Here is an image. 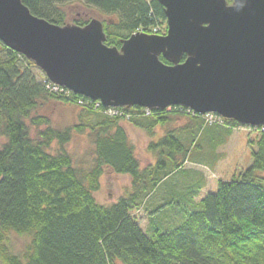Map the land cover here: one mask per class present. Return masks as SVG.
Listing matches in <instances>:
<instances>
[{
  "label": "trees",
  "instance_id": "16d2710c",
  "mask_svg": "<svg viewBox=\"0 0 264 264\" xmlns=\"http://www.w3.org/2000/svg\"><path fill=\"white\" fill-rule=\"evenodd\" d=\"M21 1L33 15L65 24L57 5L65 0ZM84 1L111 18L101 20L108 46L119 48L132 33L151 32L165 22L164 7L158 0ZM88 20L75 24L84 25ZM161 28L160 34L166 31V26ZM184 59L182 55L181 61ZM42 74L32 61L0 42L1 264H264L261 127H251L257 134L249 140L255 147L250 166L231 180H218L214 192L197 198L205 185L204 174L191 175L195 187L184 190L182 183L170 188L165 183L176 174L187 178L184 164L190 162L193 148L198 146L208 155L205 149L209 147L212 157L218 156L214 152L218 144L205 148L193 142L194 138L216 125L228 134L239 125L236 121L212 114L216 119L213 123L218 124H205L201 114L192 113L195 125L186 130L192 132V141L185 145L175 130L165 131L149 147L159 152L168 148L167 161L160 156L153 164L141 167L119 123L130 119L131 113L133 123L151 134L155 122L167 120L165 110L154 109L146 115L144 109L132 106L107 115L105 108L99 106L96 111L81 96L50 91ZM47 99L82 101L90 110L94 120L74 127L78 132L89 128L94 147L89 167L76 165L66 148L71 127L55 128L47 117L31 115L39 102ZM171 108L186 112L180 106ZM27 120L36 128L34 136ZM217 135L222 143L225 134ZM174 154L180 155L179 160ZM104 167L131 179L125 194L109 204L98 203L93 196ZM141 208L147 230L132 214ZM10 233L29 237L21 252H14L9 245Z\"/></svg>",
  "mask_w": 264,
  "mask_h": 264
},
{
  "label": "water",
  "instance_id": "95a60500",
  "mask_svg": "<svg viewBox=\"0 0 264 264\" xmlns=\"http://www.w3.org/2000/svg\"><path fill=\"white\" fill-rule=\"evenodd\" d=\"M158 1L166 33L135 32L117 48L96 18L58 25L0 0V42L103 107L180 106L264 126V0Z\"/></svg>",
  "mask_w": 264,
  "mask_h": 264
},
{
  "label": "rangeland",
  "instance_id": "374dc122",
  "mask_svg": "<svg viewBox=\"0 0 264 264\" xmlns=\"http://www.w3.org/2000/svg\"><path fill=\"white\" fill-rule=\"evenodd\" d=\"M58 7L65 17V24H75L77 20H88L96 18L98 20L109 21V16L107 17L101 13L95 7L87 4L84 0H65L59 2ZM166 26V21L160 25ZM142 30H139V32ZM153 31V29H151ZM40 72H42L39 69ZM43 73V72H42ZM44 75V74H42ZM62 95H65L63 92ZM96 109L95 104L92 103L91 106ZM168 107L164 109L167 113V120L164 122L157 121L154 123V130L149 134L146 130L137 127L133 123L135 117L130 119H123L120 121V126L124 129L127 139L133 145L134 155L136 156L141 167H146L153 164L156 159L162 156L163 161H167L170 154L168 148L162 149V152L154 150L149 147V143L157 142L165 131L175 130L183 143L192 141V132L189 130L191 126L195 125V121L192 119V112L186 109L184 113L182 110H177V108ZM89 111V112H88ZM92 111V110H91ZM96 112V111H93ZM188 112V113H187ZM97 113V112H96ZM205 114V113H204ZM214 114V113H213ZM31 115H42L47 117L52 126L55 128H65L71 127V139L68 142L66 148L71 154L73 161L79 167H89L92 163L93 158V144L88 137L89 128H84L83 131L78 132L74 130L77 125L91 123L94 118L85 106V104H80L79 102H61L57 100H42L39 105L34 108ZM110 115V114H109ZM203 121L205 124H210L214 122V117L212 114L203 115ZM220 123H223L222 118L219 119ZM218 124V123H213ZM27 125L29 132L34 136L36 128L29 123L27 120ZM218 126V125H216ZM209 126L206 128L198 137L194 138L193 142L196 140L197 145H214L218 144L214 152L218 154L216 158H213V150L207 147L205 150L208 151V155H204L198 146L193 148L191 158H189V163L184 164V170L187 172V178H183V174H176L167 180L165 185L168 188L172 187L174 184L182 183L183 190L185 188L195 187V181L191 178V175L197 174L203 177L204 187L197 198L202 197V195L208 192H214L217 187L218 180H231L239 175L244 169H246L251 164V150L255 147L249 144V140H254L257 132L248 126L238 125L237 127L231 129L227 134L223 131V128ZM217 130V134L224 133V138L222 143L221 136L213 133ZM178 132V133H177ZM3 139L0 138V144ZM190 151V152H191ZM164 155V156H163ZM176 160H179L180 155L174 154ZM201 159L202 164H194L192 162H197ZM130 177L124 174H117L113 172L110 168L104 167L101 176L99 177V187L93 193L96 201L101 204H109L115 202L119 196L125 194L126 190L130 186ZM204 190V191H203ZM168 198V197H167ZM166 198V199H167ZM139 221V225L143 230H147V219L144 213V208L132 211ZM29 242V237L26 235H18L15 233L9 234V245L14 252H21L24 246ZM1 264V263H0Z\"/></svg>",
  "mask_w": 264,
  "mask_h": 264
},
{
  "label": "built area",
  "instance_id": "2783aa9c",
  "mask_svg": "<svg viewBox=\"0 0 264 264\" xmlns=\"http://www.w3.org/2000/svg\"><path fill=\"white\" fill-rule=\"evenodd\" d=\"M152 29H153L152 32L159 33L158 31L160 29H158V27H153ZM47 88H49V90L52 91V92H62L63 91L62 88H60V87H58L56 85L50 84V83L47 84ZM79 103L82 104V105L84 104V102H82V101H79ZM95 107L98 108L99 107V104L98 103H95ZM103 113L104 114H108V115L109 114L110 115H114V114L118 113V110H116V109H106L105 111H103ZM146 114H149V111L146 110ZM261 130H264V127H261Z\"/></svg>",
  "mask_w": 264,
  "mask_h": 264
},
{
  "label": "crops",
  "instance_id": "0c3cea01",
  "mask_svg": "<svg viewBox=\"0 0 264 264\" xmlns=\"http://www.w3.org/2000/svg\"><path fill=\"white\" fill-rule=\"evenodd\" d=\"M204 191V190H203Z\"/></svg>",
  "mask_w": 264,
  "mask_h": 264
}]
</instances>
